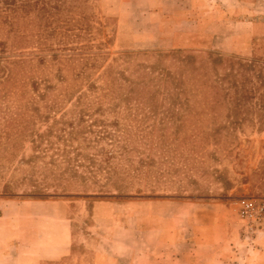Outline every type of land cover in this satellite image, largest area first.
<instances>
[{"label": "rangeland", "instance_id": "rangeland-1", "mask_svg": "<svg viewBox=\"0 0 264 264\" xmlns=\"http://www.w3.org/2000/svg\"><path fill=\"white\" fill-rule=\"evenodd\" d=\"M2 1L0 216L12 201L74 197L83 230L87 197L125 199L133 220L141 200L264 204V45L216 43L221 8L241 18L243 0ZM246 3L264 16V0ZM235 215L253 245L264 224L250 234Z\"/></svg>", "mask_w": 264, "mask_h": 264}, {"label": "crops", "instance_id": "crops-1", "mask_svg": "<svg viewBox=\"0 0 264 264\" xmlns=\"http://www.w3.org/2000/svg\"><path fill=\"white\" fill-rule=\"evenodd\" d=\"M172 1L197 5L195 0ZM243 1L241 18L230 16L232 7L221 8L224 16L219 24L226 32L217 36L216 43L223 52L244 54L254 43L264 45V16L253 15L247 0ZM152 10L161 9L155 4ZM194 23L202 27V14ZM64 199L9 203L12 210L0 216V264H56L74 259L76 264H264V228L253 235V245L245 242L249 235L240 229L229 196L141 200L136 207L138 220H133L136 213H129L131 204L125 199L87 197L86 204L95 202L86 210L83 230L70 213L69 204L75 198ZM104 205L124 215L104 219L100 216ZM102 226L106 229L98 231Z\"/></svg>", "mask_w": 264, "mask_h": 264}, {"label": "built area", "instance_id": "built-area-1", "mask_svg": "<svg viewBox=\"0 0 264 264\" xmlns=\"http://www.w3.org/2000/svg\"><path fill=\"white\" fill-rule=\"evenodd\" d=\"M238 214L243 221L251 225L248 230L250 234L256 231V226L261 227L264 224L263 203H257L251 199H242L238 202Z\"/></svg>", "mask_w": 264, "mask_h": 264}, {"label": "trees", "instance_id": "trees-1", "mask_svg": "<svg viewBox=\"0 0 264 264\" xmlns=\"http://www.w3.org/2000/svg\"><path fill=\"white\" fill-rule=\"evenodd\" d=\"M39 1L41 2V0H19L20 3H25L27 6H30V5H33V6H36L38 5ZM50 1H48L47 4H49ZM0 3L3 4V1L0 0ZM4 4H8V2L4 3ZM18 3L15 2V4H13V6H16L15 9H12L14 12H18V11H21V12H24L23 9H21V5H16Z\"/></svg>", "mask_w": 264, "mask_h": 264}]
</instances>
